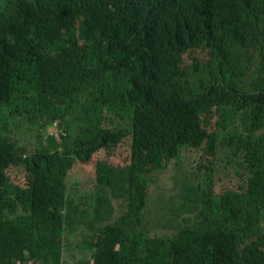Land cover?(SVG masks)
<instances>
[{"label":"trees","instance_id":"obj_1","mask_svg":"<svg viewBox=\"0 0 264 264\" xmlns=\"http://www.w3.org/2000/svg\"><path fill=\"white\" fill-rule=\"evenodd\" d=\"M0 264H264V0H0Z\"/></svg>","mask_w":264,"mask_h":264},{"label":"rangeland","instance_id":"obj_2","mask_svg":"<svg viewBox=\"0 0 264 264\" xmlns=\"http://www.w3.org/2000/svg\"><path fill=\"white\" fill-rule=\"evenodd\" d=\"M30 125V123L27 122L25 124L23 122V126ZM32 127V126H28ZM25 138V137H24ZM27 139V138H25ZM104 153L101 151L98 153V156L96 155L95 158L100 156V159L103 157ZM188 155V154H186ZM231 159H223L219 163L218 170L220 173L228 171V164L230 163ZM169 174H172L171 172H168ZM205 176L204 174H198L193 173L191 171H188L185 169L182 165V163H178L175 173H174V187L172 189V192H169V194L173 195V201L172 205L174 206V216L169 215L166 219H164L165 213L162 210V203H160V200H164L163 193L161 188L159 187V191L162 193L160 195L159 191L156 190L153 194V199H151V202L148 204L147 208L144 211V222L147 225V227L151 229L156 228H162L164 225L170 223L173 221V224H177L178 222H181L182 224H190L192 225L196 214L188 211L187 209L183 208L180 203L185 200H188L191 207L198 206L197 203H199L200 199L202 197H196V198H187L185 197L181 190L183 184H187L190 186H198V185H204L205 184ZM67 185H68V192L69 195L72 197V199L75 201V203L80 207H88L93 202V193L95 191V180L91 171V168H88V174L84 175L78 169H74L70 172L68 178H67ZM204 192L202 193V195ZM119 201L114 200V204L116 208L118 209ZM179 205L181 207H179ZM184 205V204H183ZM202 203H199V206H201ZM185 206V205H184ZM187 207V206H185ZM84 209V208H83ZM191 209V208H190ZM74 219L78 220V214L74 213L73 215ZM81 225V223H80ZM79 225V229L75 231L73 234V238L75 240H79L78 237L83 236L82 233L85 232L87 228V223L83 221L82 225ZM68 233V232H67Z\"/></svg>","mask_w":264,"mask_h":264},{"label":"clouds","instance_id":"obj_3","mask_svg":"<svg viewBox=\"0 0 264 264\" xmlns=\"http://www.w3.org/2000/svg\"><path fill=\"white\" fill-rule=\"evenodd\" d=\"M49 132H50V134H52L53 132H55V129L54 128H50L49 129ZM172 174H173V172H172ZM172 201H173V196H171V200H170V202H169V204H168V207H169V210L171 211V208H174V206L171 204L172 203ZM185 203V200H183L181 203H180V205L182 204H184ZM179 205V207H181Z\"/></svg>","mask_w":264,"mask_h":264}]
</instances>
